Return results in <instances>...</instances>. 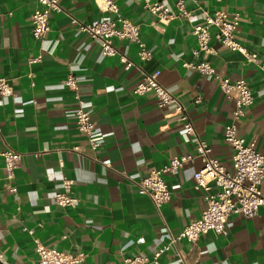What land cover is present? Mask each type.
I'll use <instances>...</instances> for the list:
<instances>
[{"label":"crops","instance_id":"obj_1","mask_svg":"<svg viewBox=\"0 0 264 264\" xmlns=\"http://www.w3.org/2000/svg\"><path fill=\"white\" fill-rule=\"evenodd\" d=\"M116 1L123 15L139 24L153 51L142 62L133 43L116 41L137 62L129 69L117 56L100 55L99 43L72 21L77 17L91 23L107 14L100 0H60L62 10L50 13V29L42 37L32 33L31 15L38 0H0V76L14 88L13 94H0V149L9 146L23 154L14 178L16 192L6 186L0 155V250L10 264H34L36 239L82 253L78 264H121L122 245L128 243L125 255H152L161 245L162 225L178 233L201 216L205 199L194 179L203 166L198 156L178 173L165 174L171 198L160 206L136 184L173 155L195 153L194 140L182 134V123L175 121L173 111L161 108L152 93L133 92L143 70H161L159 80L188 105L196 132L232 173L234 150L224 129L233 119L234 100L216 78L185 68L183 61L207 59L222 75L245 77L254 102L237 120L239 134L264 150V71L218 40L215 28L211 51L198 58L193 55L197 44L193 27L203 22V9L239 12L240 40L263 55L264 0H184L192 18L167 23L150 13L144 0ZM37 56L40 59L32 61ZM69 73L78 77L79 96L90 103L94 136L104 138L96 148L76 126L79 102L63 83ZM197 97L201 101L196 102ZM19 108L22 112H17ZM65 177L74 180L68 193L79 197L75 207L55 201V193L65 191ZM260 186L264 191V181ZM230 218L233 225L226 234L210 230L195 243L178 242L187 264H264V206L251 217L233 213ZM159 264L182 262L171 249L161 254Z\"/></svg>","mask_w":264,"mask_h":264},{"label":"built area","instance_id":"obj_2","mask_svg":"<svg viewBox=\"0 0 264 264\" xmlns=\"http://www.w3.org/2000/svg\"><path fill=\"white\" fill-rule=\"evenodd\" d=\"M104 10L108 13L102 15L96 22L87 23L77 17L72 21L78 25L81 31L89 33L100 45V55L117 56L124 69L136 65V60L122 52L116 45L118 40H128L136 47V57L144 62L150 59L153 51L147 46L140 34V26L129 17L123 15L116 0H100ZM39 6L32 12L35 37H42L50 29V13L62 10L60 0H38ZM144 7L156 15L161 22H169L175 18H192V12L187 9L184 0H177L170 4L160 0H144ZM1 14V6H0ZM241 14L235 12L232 15L225 9H217L209 12L203 9V22L193 27L196 38V46L193 49L194 57L201 53L211 51L212 28H215V36L223 44L232 50L240 52L249 63L258 65L264 71V54L250 50L238 36ZM40 56L32 59L38 60ZM183 66L192 69L205 77L217 79L222 91L234 100L232 121L225 125L224 138L233 147L232 173L226 169L222 162L212 154V147L208 141L198 135L191 118L188 105L174 93L169 87L159 80L160 69L153 72L143 70V77L133 88L135 94L152 93L158 99L161 108L170 109L175 113V121L182 123L181 132L186 138H192L195 143V153L173 155L170 160L161 167L152 169L147 175L136 180L140 191L148 194L157 206L162 205L171 198V190L165 178L166 173L176 174L184 164L195 156L201 158L203 166L195 171V186L203 190L205 207L201 216L187 223L181 231L174 233L167 225L159 228L161 245L149 255L148 253H133L125 255L124 249L128 243L121 246L118 256L121 264H159L163 252L175 249L182 264H187L183 250L177 248L178 242L186 239L195 243L201 234L210 230L226 234L233 221L230 216L233 213H241L247 217L255 215L261 206H264V191L261 184L264 181V150H258L253 143H247L239 134L237 120L245 114V109L254 102V95L247 79L243 76L231 78L216 71L215 66L207 59L186 60ZM140 68H142L140 66ZM143 69V68H142ZM63 83L74 91L79 106L74 111L76 126L87 133L92 147L96 148L104 143L103 137H95L96 122L90 112V103L79 96V79L73 73H69ZM14 88L6 77L0 76V94L10 95ZM201 101V97L195 99ZM22 112V108L17 109ZM75 150L78 147H74ZM6 169V186L11 192L17 191L14 182L16 169L20 167L23 154L9 146L0 149ZM104 163L111 166V161L106 159ZM74 180L64 178L65 191L55 193V201L62 206L75 207L79 197L68 192ZM32 233L33 230L29 229ZM36 252L38 255L34 264H78L83 259V254H74L61 248L46 245L36 239ZM0 264L8 263L0 250Z\"/></svg>","mask_w":264,"mask_h":264}]
</instances>
